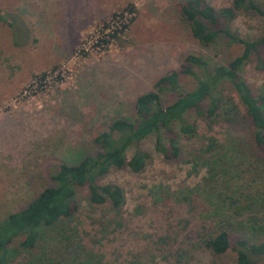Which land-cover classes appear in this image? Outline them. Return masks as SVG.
Instances as JSON below:
<instances>
[{
    "label": "rangeland",
    "instance_id": "rangeland-1",
    "mask_svg": "<svg viewBox=\"0 0 264 264\" xmlns=\"http://www.w3.org/2000/svg\"><path fill=\"white\" fill-rule=\"evenodd\" d=\"M183 1L0 0V221L51 186L49 176L59 164H76L99 151L93 138L116 117L133 118L134 98L151 90L166 72L178 69L186 55L200 56L210 71L215 65L226 66L240 53L239 46L226 45L221 38L209 47L199 46L174 9ZM205 1L218 9L231 0ZM254 1L264 12V0ZM127 5L133 12L125 14L126 26L109 46L98 49L88 37ZM228 28L243 39H258L264 35V16L241 13ZM85 40L87 50L81 54ZM195 72L198 77L202 74ZM41 73L45 77L38 83L34 77ZM241 74L253 93L264 94V70L255 69L254 56ZM193 85L191 78L180 77L181 91ZM220 91L235 98L229 83L220 84ZM176 97L164 93L161 103L167 105ZM187 116L190 121L193 114ZM196 125L201 137L222 141L232 134L242 141L241 154L236 156L233 150L232 165H223L225 174L219 176V170L214 179L215 189L224 193L222 198L233 197V201H223L231 217L219 209L213 219H206L208 206L197 195L187 203L181 201L179 195H186L187 190H200L197 186L205 170L195 168L194 173L182 161H164L154 150V136L149 135L139 143L148 155L142 173L110 170L97 178L99 184L113 183L124 191L120 228L110 227L101 236L91 220L104 211L89 207L85 188L77 189L78 210L70 226L86 250L105 264H128L135 259L140 264H164L153 256L156 247L152 243L168 233L171 240L163 248L173 256L172 264L176 253L182 254L179 264H235L233 251L215 256L197 248L201 234L221 224L229 232L231 247L238 238L257 241L264 237V201L250 207L246 201L235 200L251 194L246 187L249 174L258 175L256 180L264 183V162L257 160L247 128L233 132L217 124L208 130L199 120ZM172 132L176 133L175 127ZM160 138L166 146L168 133L161 131ZM178 145L183 157L194 146L182 139ZM131 153V148L126 151V160ZM240 180L245 183L239 188ZM233 188L236 194L231 193ZM26 262V254L21 253L10 264ZM254 264H264V259Z\"/></svg>",
    "mask_w": 264,
    "mask_h": 264
},
{
    "label": "trees",
    "instance_id": "trees-1",
    "mask_svg": "<svg viewBox=\"0 0 264 264\" xmlns=\"http://www.w3.org/2000/svg\"><path fill=\"white\" fill-rule=\"evenodd\" d=\"M174 9L199 46L209 47L221 38L226 45L239 46L240 53L226 66L215 65L210 71L200 56L186 55L178 69L166 72L153 82L151 90L137 95L132 104L133 118L116 117L93 138L92 142L99 151L92 156H83L76 164H59L49 176L51 186L42 189L26 206L0 221V264H10L21 253L27 256L26 264H105L101 257L83 247L76 229L70 226L78 210L76 191L84 187L87 205L104 211L97 219L91 220L101 236L110 227L120 228L124 191L113 183L99 184L97 178L110 170L125 169L135 175L142 173L148 155L139 148V143L149 135L154 136V150L164 161H182L191 165L194 173L197 169L205 170L206 176L202 178L201 186H197L200 190H187L186 195H179L181 201L187 203L190 196L197 195L208 206L206 219H213L219 209L231 217L223 201L226 198L233 201V197L222 198L224 193L215 189L214 179L219 170V176L225 174L223 165L225 168L232 165L233 150L234 155L241 154L238 148L242 141L235 138L238 135L232 134H228L224 141L212 136L201 137L196 120L204 122L208 130L217 124H224L233 132L247 128L251 144L259 155L257 160L264 162V94L253 93L241 74L251 56L255 58V69L264 70V55L261 54L264 35L254 40L243 39L228 28V23L238 14L264 16V12L254 0H231L228 6L218 9L205 0H185L175 4ZM123 12L132 13V6L127 5ZM195 71L202 73L201 76L198 77ZM44 77L45 74L41 73L34 78L40 83ZM180 77L191 78L193 87L181 91ZM222 83H229L235 98L220 91ZM167 92L175 93L177 97L163 105L161 97ZM189 114H193L190 121ZM174 127L175 134L172 132ZM161 131L168 133L166 146L161 141ZM179 139L194 144L185 157L178 145ZM130 148L132 153L126 160L125 153ZM248 178L246 187L251 194L245 200L238 197L235 200L246 201L251 207L254 202L264 201V183L256 180V174H249ZM244 183L240 180L237 185L240 188ZM233 191L236 194L234 188L231 193ZM253 194L259 198H254ZM218 225L201 234L197 248H204L215 256L233 251L235 264H254L256 260L264 259V237L257 241L238 238L231 247L229 232ZM170 240V234L165 233L152 243L156 247L153 256L160 257L164 264H172L169 259L173 256L163 248L168 247ZM175 256L173 264H179L182 254L176 253ZM128 264L140 262L135 259Z\"/></svg>",
    "mask_w": 264,
    "mask_h": 264
},
{
    "label": "built area",
    "instance_id": "built-area-1",
    "mask_svg": "<svg viewBox=\"0 0 264 264\" xmlns=\"http://www.w3.org/2000/svg\"><path fill=\"white\" fill-rule=\"evenodd\" d=\"M128 12L116 13L115 16H111L108 21L103 22L94 33L89 36V39L93 40V43L98 49H105L109 46V43L113 40L114 37L118 36L120 32L124 29L123 27L126 26L127 19L125 14ZM86 40L80 47L81 54L85 53L87 47L85 46Z\"/></svg>",
    "mask_w": 264,
    "mask_h": 264
}]
</instances>
